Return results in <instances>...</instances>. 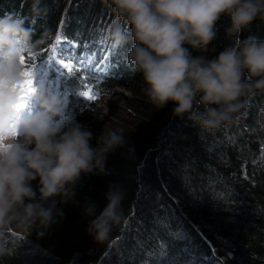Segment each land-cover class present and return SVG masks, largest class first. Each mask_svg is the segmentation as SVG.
<instances>
[{"label": "trees", "instance_id": "16d2710c", "mask_svg": "<svg viewBox=\"0 0 264 264\" xmlns=\"http://www.w3.org/2000/svg\"><path fill=\"white\" fill-rule=\"evenodd\" d=\"M38 2L42 11L35 17L34 0H0V16L24 17L37 38L50 30L31 59L37 64L25 61L24 70L34 67L35 85L61 100L59 123L90 130L93 146L109 130L122 133L125 142L109 155L103 175L82 174L74 196L70 190L58 198L63 218L47 232L8 233L0 241L5 249L0 264H264V130L257 124L264 94L256 95L247 116L235 124L203 131L187 116H173V104L157 109L149 102L124 52L107 46L113 16L103 0ZM229 23L222 18L208 51L193 55L211 58L232 43L225 35ZM249 36L264 40V21H255L241 40ZM67 41L77 47L64 58L72 62L73 76L65 71L62 76L53 61L55 48ZM113 60L118 73H105ZM86 91L96 99L85 100ZM100 97L121 103L96 120L85 112ZM110 185L125 192L126 220L98 245L87 234L92 217L83 209L92 202L98 215Z\"/></svg>", "mask_w": 264, "mask_h": 264}, {"label": "clouds", "instance_id": "9594fccd", "mask_svg": "<svg viewBox=\"0 0 264 264\" xmlns=\"http://www.w3.org/2000/svg\"><path fill=\"white\" fill-rule=\"evenodd\" d=\"M113 21L106 40L124 52L127 66L143 80V93L157 109L173 104L175 117L187 116L195 127L213 132L246 117L257 94H264V40L243 32L264 21V0H103ZM34 0L33 13H41ZM230 23L232 43L215 56L205 53L217 39V24ZM50 30L39 38L24 17L0 16V241L18 230L41 235L63 218L58 198L75 187L81 175L105 173L107 159L124 144V135L104 131L96 139L76 123L61 124L64 105L47 89L33 84L28 106L17 111L23 82L22 57L35 56ZM202 107L203 111L199 109ZM264 130V108L257 112ZM15 128V134L13 129ZM125 192L110 185L106 205L92 217L87 234L98 244L109 241L126 220ZM5 249L0 247V256Z\"/></svg>", "mask_w": 264, "mask_h": 264}, {"label": "snow or ice", "instance_id": "6c2138e0", "mask_svg": "<svg viewBox=\"0 0 264 264\" xmlns=\"http://www.w3.org/2000/svg\"><path fill=\"white\" fill-rule=\"evenodd\" d=\"M73 46H76V45H69V48H71ZM52 55H53V57H56V51L55 50L53 51ZM21 63L24 65V63H25L24 57L21 58ZM59 63L69 76H73L72 73L75 71V68L73 65L68 64L64 61L63 55H61L59 57ZM97 70H99V69H97ZM103 71L105 73L112 72V73L117 74L119 71V64L113 60L112 63H110L104 67ZM23 77H24V79H23V82L20 86V98H19L20 102L16 106L18 112L23 111L28 106L30 97L33 94V92L35 91V89L33 87V84H34V67L30 70H25L23 72ZM83 97L87 101H94L96 99V97L91 92H88V91H86L84 93ZM13 134H15V128L13 129Z\"/></svg>", "mask_w": 264, "mask_h": 264}, {"label": "rangeland", "instance_id": "374dc122", "mask_svg": "<svg viewBox=\"0 0 264 264\" xmlns=\"http://www.w3.org/2000/svg\"><path fill=\"white\" fill-rule=\"evenodd\" d=\"M34 56L31 57H25V61L28 65H36L37 62H32L31 59ZM42 80L45 81V75H42ZM121 92H125L122 89H120ZM101 101L94 106V110H91L89 113H87V116L92 117L93 119L96 120H101L103 118L104 115H107L108 113H110V107L112 105H115L116 103H121L120 98H109V97H105L103 99H100Z\"/></svg>", "mask_w": 264, "mask_h": 264}, {"label": "bare ground", "instance_id": "6f19581e", "mask_svg": "<svg viewBox=\"0 0 264 264\" xmlns=\"http://www.w3.org/2000/svg\"><path fill=\"white\" fill-rule=\"evenodd\" d=\"M107 46H108V48H111L108 42H107ZM103 51L108 53V52L110 51V49H107V48H106V49H104ZM122 235H123V234H121V235L118 236V237L121 238ZM220 260H221V261H226L227 258L223 257V258H220Z\"/></svg>", "mask_w": 264, "mask_h": 264}]
</instances>
